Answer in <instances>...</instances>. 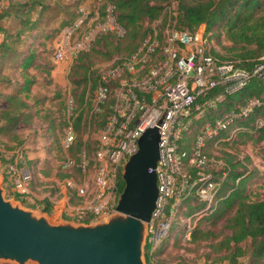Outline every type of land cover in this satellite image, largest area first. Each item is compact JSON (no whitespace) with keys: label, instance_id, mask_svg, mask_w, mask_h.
<instances>
[{"label":"trees","instance_id":"1","mask_svg":"<svg viewBox=\"0 0 264 264\" xmlns=\"http://www.w3.org/2000/svg\"><path fill=\"white\" fill-rule=\"evenodd\" d=\"M47 1L5 0L6 4L0 10V62L2 63L3 60L12 61L10 66L19 70V77L16 81L11 77H0V136H5L10 141H16L14 145L22 143L16 134L17 128L21 124L32 123L40 110L37 107L39 100L30 95L32 86L36 83V76L31 71L41 70L49 75V72L52 74L55 68L45 66L37 60L39 54L36 51L29 48L25 53H22L18 49L23 44L24 38L38 29L42 15L49 7ZM100 1L99 15L103 18L106 6L113 5L116 22L124 29V33L122 36L117 35L115 31L97 33L88 48L79 50L73 56L78 65L74 66L72 71L75 72L74 68L77 67L81 68L82 72L74 80L79 89L72 90L70 110L66 102L68 117L64 124L63 135L65 128L71 125L74 131V140L67 150V156L74 160V164L68 169L75 168L80 174L82 173L76 164L80 160L81 152L88 160L89 168L96 163L95 153L99 148L98 133L105 126L112 112L113 94L111 92L108 99L101 105L100 110L94 112L92 107L93 91L99 82L100 71L94 76V72L89 70L90 63L78 61L89 56L92 52L101 53L99 48H96L101 43L105 42V46L113 47L112 39L116 38L114 47L116 50L124 52L114 57L113 63L122 65L138 49L147 34L157 29L159 37H161V29L168 23L164 17L158 27L153 28L150 24L161 17L168 0ZM80 7V3L77 4L74 18L69 20L65 26L72 25L80 17ZM33 14L36 17H32ZM4 20H7V25L2 23ZM169 21L174 22L177 28L190 32L195 31L200 24H205L208 38L213 37L221 44L223 52L215 53L221 60H236L239 66L250 68L260 56L264 55V0H176V14ZM86 25L87 22L77 29L78 36ZM159 51L160 47L156 52ZM103 53L109 54L111 49ZM90 77H92L91 82H89ZM120 77L130 78L131 75L123 70L119 77L110 82L112 88L117 85ZM58 87L60 86L58 85ZM250 97L258 98L260 105L253 109L248 117L239 118L233 122L230 128L237 129L231 138L226 137V132H220L215 138L207 140L203 152L209 159L211 158V148L218 146L217 144L223 148L235 150L250 144L254 155L260 160V165H264V81L252 79L242 91L228 97L224 106L235 109ZM30 98L33 99L32 102H30ZM258 119H261L263 124L255 128L254 124ZM91 131L97 133V138L93 139L89 136L85 138L86 134H91ZM192 131L187 143L181 148L190 147V141L194 134ZM215 140L218 141L217 144H215ZM223 148L222 159H220L221 168L214 172V176L211 175V179L217 182L214 203L197 218L187 241L193 245V250H198L205 245L209 248V252L206 253L208 257L217 254L219 257L217 256L216 259L225 260L228 264H238L239 258L243 256L247 257L246 264H264V198L254 199L252 196L253 185L259 183L264 185V173L253 164L249 155L240 158L235 150L226 151ZM17 155L22 156L21 153H17ZM248 164H251L250 168ZM25 169L31 173L32 182L34 179L33 170ZM185 169L192 174V177L195 176V170ZM209 169L207 168L205 172H209ZM65 177L73 179L71 174L65 175ZM6 178L8 176L4 174V182ZM258 180L260 181L258 182ZM31 182L30 189L32 191ZM122 188L123 180L119 171L118 194L121 193ZM69 190L72 197L78 196L81 200L83 199L77 194L75 188H69ZM190 194L191 192L182 201H185ZM15 195L21 200L28 198L16 193ZM39 202L42 204L41 210L51 214L52 203L49 199L43 198ZM200 204L202 203L200 202ZM182 207L181 202L174 221L177 218L182 219L180 216ZM202 209L203 207L200 210ZM192 212V210H188L185 215ZM174 221L171 223V227ZM181 226L178 235L180 238L185 232L184 224L182 223ZM161 244L152 256L145 253L147 263L153 264L151 258L157 256Z\"/></svg>","mask_w":264,"mask_h":264},{"label":"built area","instance_id":"2","mask_svg":"<svg viewBox=\"0 0 264 264\" xmlns=\"http://www.w3.org/2000/svg\"><path fill=\"white\" fill-rule=\"evenodd\" d=\"M79 11L80 17L62 31V41L54 53L57 62L65 60L67 53L74 56L79 50L88 48L97 33L115 31L119 36L124 33L116 22L111 4L105 8L104 22L90 19L84 7H80ZM85 22V29L74 39L77 29ZM160 36L159 31L154 29L122 65L112 62L100 71L99 82L93 91V111L100 110L111 92L113 103L112 112L98 133L94 176L90 186L87 181L84 187H79L72 178L65 183L68 189L75 188L77 194L86 200L85 206L73 214L76 221L89 222L107 216L117 204L119 171L121 173L128 156L137 151V141L142 132L157 126L159 159L155 172L158 194L148 221L146 238L150 256L168 235L182 200L191 191L203 204V211L214 203L217 182L205 172L210 159L203 148L207 140L215 138L220 132H226L231 138L237 129L230 128L233 122L248 117L260 101L250 97L235 109L220 111H217V105L242 91L252 79L264 81V55L250 68L239 66L236 60H221L202 26L190 32L177 28L174 22L168 20ZM123 70L131 77H120L112 88L110 82ZM67 103L70 110L71 100ZM213 111H216L215 117L193 134L190 147L181 148L187 143L196 121ZM73 140L74 131L68 125L62 138L65 151ZM73 164L74 160L66 156L62 167L68 169ZM76 165L82 174L86 172L88 160L83 152ZM185 168L195 170V176L192 177ZM10 176L15 193L28 197L32 179L29 170L10 166ZM188 219L185 222L186 239H189L193 226L191 218Z\"/></svg>","mask_w":264,"mask_h":264},{"label":"rangeland","instance_id":"3","mask_svg":"<svg viewBox=\"0 0 264 264\" xmlns=\"http://www.w3.org/2000/svg\"><path fill=\"white\" fill-rule=\"evenodd\" d=\"M49 7L45 10L39 22L38 29L31 34L27 35L24 38L22 45L18 47L22 53H25L29 48L36 51L39 54V60L45 66H59L60 70L57 77H53L51 72L49 75L45 71L41 70H32L31 72L36 76V83L32 86V91L30 95L35 96L39 100L37 107L40 109L37 117L33 119V122L30 124H21L17 128L16 134L18 138L22 140V143L19 145H14L16 141H10L7 137L0 136V174L4 176L7 175L8 178L3 180L2 186L4 188V196L7 199H11L14 203H20L21 206L33 209L37 213H43L42 204L38 203L40 199L38 197L18 199L15 195V191L12 189V178L10 176V166H14L17 169L29 168L33 170L34 179L31 182L32 191L40 195L45 192V190H53V188L59 187V184H55L53 179L56 178L60 182L63 181L66 177L65 175L71 174L73 180L76 181L79 187H84L85 183L88 181L89 186L91 185L92 178L94 176L93 167L87 168L84 174L77 172L75 168L64 169L61 166L62 161L67 156V151H65L61 145V140L63 136V129L66 119L68 117L66 102L71 100L72 90L75 88L79 89V86L74 81L76 77L82 72L81 68H74L78 65L75 63V59L72 55L67 53L66 59L57 62L54 53L56 48L62 41L63 30L68 27L65 26L66 23L74 18L75 10L77 4L80 3L81 7H84L85 10L89 12V18L94 19L97 22H104V17L102 18L99 15L98 8L100 11V0H48ZM6 4L5 0L0 1V10L3 8V5ZM176 14V0H168L163 14L160 18L151 22V27L156 28L162 23V18L169 20ZM32 17H36L33 14ZM3 24L7 25V20L2 21ZM200 26L205 28V24H200ZM199 26V27H200ZM34 34V35H33ZM210 34V33H209ZM211 35V34H210ZM78 38V33L75 34L74 39ZM111 41V40H108ZM113 47L111 45L105 46V42L101 43L98 47L101 53L92 52L89 56L84 57L81 61L83 63H90V71L94 72V76L97 72L103 70L113 62V58L119 56L124 51L116 50V38L112 39ZM223 42V41H222ZM211 46L217 48L219 52H223L221 44L217 42L215 38L210 39ZM122 47V46H121ZM111 49V53L105 54L106 50ZM1 61V60H0ZM10 62L3 60L0 62V77H8L14 81L19 77V70L10 66ZM63 76L65 85L58 87L57 81ZM89 78V82H91ZM78 86V87H77ZM92 92V91H91ZM74 99V98H73ZM235 99V98H234ZM33 99L30 98V102ZM225 103H219L217 105V110L227 109L224 106ZM215 117L214 113L206 114L204 118L197 120L193 133H196L197 130L210 123V119ZM192 133V134H193ZM89 136L93 139L97 138V133L92 132ZM234 136V135H233ZM211 148V163L208 168L209 172L206 171V174L214 176V172L221 168L222 159V146ZM223 150L231 151L235 149L223 148ZM17 153H21L22 156L19 157ZM239 157L242 158L245 155H249L253 161V164L256 165L259 170L264 173V165H260V160L254 155V150L250 144L241 146L238 150H235ZM248 167H251V164H248ZM64 176V177H63ZM260 180H258L259 182ZM53 182L52 187L51 183ZM59 196V195H57ZM252 196L253 198H264V185L255 184L252 186ZM73 198H71L72 200ZM75 202H80L81 198L76 196ZM79 200V201H78ZM33 205L34 207H30ZM182 212L181 218H177L172 227L169 229V234L166 237L165 241L161 244L159 248V253L157 256H153L151 261L153 264H228L225 260L216 259L219 255H210L207 256L209 248L205 245L198 250H193V245L190 244L184 237V234L181 235V238L178 237L179 229L182 227V223L185 226L186 220L191 218V223L195 224L197 218L202 215L203 210H200L203 207V204H200V201L195 196L194 192L191 191L190 196L182 201ZM192 210L193 212L189 215H185V212ZM178 214V213H177ZM176 214V216H177ZM175 216V217H176ZM51 217V216H50ZM61 218L73 219L76 221V217L72 215L62 216ZM55 221H58L56 218H53ZM99 219V218H98ZM175 219V218H174ZM172 221V222H173ZM183 226V227H184ZM179 227V228H178ZM157 249V248H156ZM155 249V250H156ZM154 250V252H155ZM158 250V249H157ZM149 251L148 245H145V253ZM153 252V254H154ZM146 255V254H145ZM214 259V260H213ZM211 262V263H210ZM145 263H147L145 259ZM247 257H240L238 264H246ZM0 264H12L6 261H0Z\"/></svg>","mask_w":264,"mask_h":264},{"label":"water","instance_id":"4","mask_svg":"<svg viewBox=\"0 0 264 264\" xmlns=\"http://www.w3.org/2000/svg\"><path fill=\"white\" fill-rule=\"evenodd\" d=\"M162 119V118H161ZM158 121V124L161 122ZM121 169L113 212L89 222L37 213L4 196L0 174V261L12 264H146L148 221L158 194V127L146 128Z\"/></svg>","mask_w":264,"mask_h":264},{"label":"crops","instance_id":"5","mask_svg":"<svg viewBox=\"0 0 264 264\" xmlns=\"http://www.w3.org/2000/svg\"><path fill=\"white\" fill-rule=\"evenodd\" d=\"M59 66L55 67L52 71V76L57 77L58 73H59ZM58 78V77H57ZM57 78V84L62 87L65 85V81L62 80L63 76H61V78L58 80ZM233 96V95H232ZM227 101V100H226ZM225 101V102H226ZM223 102V104L225 103ZM2 104V103H1ZM227 109H232V107H229ZM218 111V110H217ZM210 113H214L216 115V111L213 112H209ZM213 120V117L210 119V122ZM259 122H261V124H258ZM263 124V121L261 119H258L255 121V128H258L259 126H261ZM226 137H227V133H226ZM225 137V138H226ZM1 164V161H0ZM68 180V178L64 179L63 181H59L58 179L54 178L53 182L55 184H59V187L53 188V190H45L44 193L37 195L35 194L33 191H31V194L28 196V198H32V197H38V199H43V198H48L49 201L52 203V211L51 214H49L51 217L53 218H58V219H62L61 217L67 216V215H72L74 214V212L79 209L82 208L83 206H85L86 204V200L83 198L80 202H75L76 199L75 197L71 196V192L70 190L65 186L66 181ZM53 182H49L51 183V185H49L50 187H52V183ZM59 195V196H57ZM71 197L73 198L71 200ZM40 203V202H38ZM66 220H73V219H67V218H63Z\"/></svg>","mask_w":264,"mask_h":264}]
</instances>
